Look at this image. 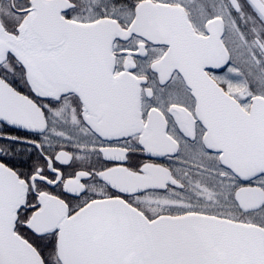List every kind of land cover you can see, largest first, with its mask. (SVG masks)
<instances>
[{"label":"snow or ice","instance_id":"6c2138e0","mask_svg":"<svg viewBox=\"0 0 264 264\" xmlns=\"http://www.w3.org/2000/svg\"><path fill=\"white\" fill-rule=\"evenodd\" d=\"M0 264H264V0H0Z\"/></svg>","mask_w":264,"mask_h":264}]
</instances>
